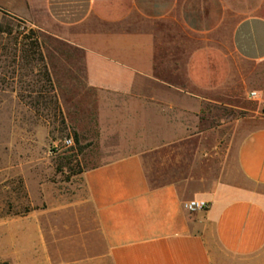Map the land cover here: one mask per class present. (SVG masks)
Instances as JSON below:
<instances>
[{
	"label": "crops",
	"instance_id": "1",
	"mask_svg": "<svg viewBox=\"0 0 264 264\" xmlns=\"http://www.w3.org/2000/svg\"><path fill=\"white\" fill-rule=\"evenodd\" d=\"M24 1L0 0V23L28 17ZM263 3L43 0L50 35L81 56L92 165L68 200L44 189L46 209L0 220V264H264V112L221 101L239 64L264 61ZM155 156L173 165L160 185Z\"/></svg>",
	"mask_w": 264,
	"mask_h": 264
},
{
	"label": "rangeland",
	"instance_id": "2",
	"mask_svg": "<svg viewBox=\"0 0 264 264\" xmlns=\"http://www.w3.org/2000/svg\"><path fill=\"white\" fill-rule=\"evenodd\" d=\"M24 2L28 17L5 13L0 23V220L46 209L44 189L59 203L68 200L81 188L80 172L92 165L86 149L95 134L94 106L83 84L81 56L50 35L43 0ZM239 67L244 78L232 86L231 99L221 100L231 109L220 113L264 112V61ZM250 92L257 97L250 99ZM68 138L73 146L65 148ZM217 163L218 157L208 172L214 174ZM160 164L156 156L146 162L153 185L170 181L173 173V165Z\"/></svg>",
	"mask_w": 264,
	"mask_h": 264
},
{
	"label": "built area",
	"instance_id": "3",
	"mask_svg": "<svg viewBox=\"0 0 264 264\" xmlns=\"http://www.w3.org/2000/svg\"><path fill=\"white\" fill-rule=\"evenodd\" d=\"M257 94L255 92H251L249 94L250 99H255ZM63 147L70 148L73 146V141L71 138L65 139L62 142ZM208 208V203L201 200H190L183 204V209L187 212H194V211H205Z\"/></svg>",
	"mask_w": 264,
	"mask_h": 264
},
{
	"label": "trees",
	"instance_id": "4",
	"mask_svg": "<svg viewBox=\"0 0 264 264\" xmlns=\"http://www.w3.org/2000/svg\"><path fill=\"white\" fill-rule=\"evenodd\" d=\"M2 33V31H1V27H0V34Z\"/></svg>",
	"mask_w": 264,
	"mask_h": 264
}]
</instances>
